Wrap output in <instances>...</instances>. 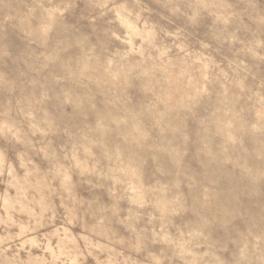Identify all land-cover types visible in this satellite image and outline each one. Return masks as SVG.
<instances>
[{"label": "clouds", "instance_id": "obj_1", "mask_svg": "<svg viewBox=\"0 0 264 264\" xmlns=\"http://www.w3.org/2000/svg\"><path fill=\"white\" fill-rule=\"evenodd\" d=\"M0 264H264V0H0Z\"/></svg>", "mask_w": 264, "mask_h": 264}]
</instances>
